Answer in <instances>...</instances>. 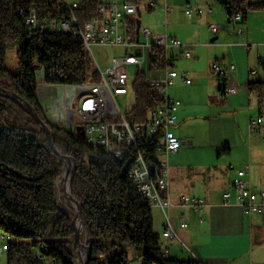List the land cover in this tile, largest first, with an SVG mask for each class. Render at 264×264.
<instances>
[{"label":"trees","instance_id":"obj_1","mask_svg":"<svg viewBox=\"0 0 264 264\" xmlns=\"http://www.w3.org/2000/svg\"><path fill=\"white\" fill-rule=\"evenodd\" d=\"M139 9L144 0H125ZM226 12H241L244 22L252 12H264V0H215ZM78 11L84 23L97 15L102 0H82ZM34 8L41 22L58 16L52 0H0V86L27 100L51 128L59 152L74 159L73 197L80 203L83 239L91 248L89 264H130L132 249L142 264H196L163 256L161 236L154 229L153 209L129 179L133 156L118 160L89 145L77 131L53 122L38 96L39 76L51 86H78L95 68L84 45L72 35L37 30L28 33L21 9ZM137 19L133 23L137 31ZM16 50L17 68L8 67V53ZM154 68L165 67V51L152 50ZM248 90L264 109V82ZM136 103L128 119L141 122L161 105L159 91L139 73L132 87ZM157 143L146 144L150 161L157 160ZM64 162L54 156L44 130L14 100L0 96V233L8 238L7 264H78V247L71 215L63 210L57 186Z\"/></svg>","mask_w":264,"mask_h":264},{"label":"crops","instance_id":"obj_2","mask_svg":"<svg viewBox=\"0 0 264 264\" xmlns=\"http://www.w3.org/2000/svg\"><path fill=\"white\" fill-rule=\"evenodd\" d=\"M169 1L148 0L145 10L155 2L154 6H159L165 16L162 13V17L157 16V25L149 29L156 35L176 37L192 53V58L187 60L180 56L179 49L172 50L179 56L173 67L180 76L169 89V95L182 102L176 114L177 123L171 129L181 140L182 148L166 160L170 181L168 195L174 204L169 216L182 242L162 237L166 218L160 208L153 209L154 229L161 236L162 248L169 249L167 258L171 260L195 262L197 257L207 264H264V218L246 214L236 205H222L224 193L232 190L237 170L248 169L253 191L264 192V137L261 131L250 130L251 120L257 119L264 109L260 111L257 98L248 90L250 83L264 82V67L258 61L263 53L264 28H254L249 16L243 26L244 41H241L229 20L216 23L218 12L213 6L212 15L200 18L185 15L187 4L211 6L209 0H174L172 9ZM141 9L138 19L142 17ZM223 14L227 19L225 10ZM212 24L221 27L217 36L208 32ZM141 26L146 27L142 22ZM222 47L229 52L221 53ZM241 48L243 56L237 52ZM217 59L235 62L237 73L233 77L241 86L237 94L224 96L221 93L220 79L212 71ZM185 63H192V66H184ZM177 64L182 65L179 70ZM254 70L255 75L251 74ZM183 74L191 80L190 85L184 84ZM43 75L42 72L39 78ZM195 97L201 99L198 105L193 103ZM41 100L44 106L49 103L48 97H41ZM184 196L202 198L207 206L202 213L181 208ZM182 218L189 224L188 229L180 227Z\"/></svg>","mask_w":264,"mask_h":264},{"label":"built area","instance_id":"obj_3","mask_svg":"<svg viewBox=\"0 0 264 264\" xmlns=\"http://www.w3.org/2000/svg\"><path fill=\"white\" fill-rule=\"evenodd\" d=\"M55 2L58 16L48 22H41L36 9H21L27 21L29 31L37 30L50 33H63L72 35L84 45L97 74V80L90 79L87 83L78 86H51L39 78L40 86L38 96L48 97L49 103L45 108L51 118L67 128L77 131L82 127L84 138L92 144L104 148L118 160H124L129 155L133 156V168L129 179L135 185L141 197L146 200L152 209L160 208L166 218V226L162 237L167 240L181 239L174 230L169 216V210L174 204L169 199L168 190L169 166L167 161L161 160L177 154L182 148L181 140L171 132L177 123L176 114L182 102L169 95V89L175 84L180 73L173 67L178 55L172 52L179 49L180 56L190 60L192 53L187 45L176 37L169 35H155L149 28L142 27L139 34L134 33L132 25L138 19L139 8L125 0L108 3L102 0L97 10V15L91 20L82 23L78 17L80 2L72 0H52ZM156 3L152 2L150 7ZM212 6H197L187 4L185 15L189 18L212 15ZM234 26L235 35L244 41L243 28L244 16L241 12H232L228 18ZM221 27L212 24L208 32L217 36ZM139 37V40L137 39ZM246 47L248 44L244 43ZM162 48L165 51V67L154 68L152 64L153 48ZM94 48H104L111 52L110 66L104 72L94 53ZM140 50V54L137 51ZM116 51H119L116 53ZM151 53V67L148 68V53ZM259 65L264 67L263 53L259 58ZM212 71L220 79V91L224 96L237 94L241 86L234 74L237 73L235 62H224L220 59L212 64ZM139 73H145L149 86L159 91L162 103L153 109L146 120L133 122L128 119L118 100L128 96ZM255 75L256 71H251ZM184 84L190 85L191 80L182 75ZM60 90H62L60 92ZM43 99V98H42ZM42 101V100H41ZM77 104V105H76ZM252 132L261 131L264 137V111L257 119L250 122ZM157 143V160L154 164L150 161L149 153L144 150L146 144ZM233 170V167H231ZM223 206H238L246 214H257L264 218V192L253 191L248 169L236 171L232 190L223 195ZM181 208H191L202 213L207 204L202 198L182 197L179 205ZM203 221V220H202ZM180 227L188 229L189 224L185 218L180 220ZM6 237L0 233V240ZM8 251V242L0 247V262ZM163 256L167 257L168 248H162ZM196 264H207L195 257Z\"/></svg>","mask_w":264,"mask_h":264},{"label":"rangeland","instance_id":"obj_4","mask_svg":"<svg viewBox=\"0 0 264 264\" xmlns=\"http://www.w3.org/2000/svg\"><path fill=\"white\" fill-rule=\"evenodd\" d=\"M108 1V0H107ZM174 0H170L168 3L170 4V9H172V5L171 3ZM148 0L144 1V4L142 6L141 9V13H142V17L140 19V21L142 22V24L148 28L151 29L152 26H156L157 25V16H161L162 17V12H160V7L159 6H153V7H149L147 10H145V8L147 7ZM209 4L211 6H213L215 8V10L218 12V14L215 17L216 23H223V22H227L226 20H228V16L227 19L225 17V15L223 14V8L218 5L215 0H209ZM163 6H165V4H162ZM161 5V6H162ZM162 13V14H161ZM164 15V14H163ZM218 15H221V17H217ZM165 16V15H164ZM251 17V21H252V25L254 28L256 29H263L264 28V14H259V12H252L248 15V17ZM165 19V18H164ZM162 21V20H161ZM247 24V20L242 24L243 26ZM225 25V24H224ZM163 31H165L164 28H162ZM153 32V31H152ZM154 33V32H153ZM155 34V33H154ZM156 35V34H155ZM263 39V38H261ZM217 41V40H216ZM16 50L17 48L12 49L9 53H8V67L10 69H16L17 68V59H16ZM119 51H116V53H118ZM229 52L228 49L226 47H222L221 48V53H227ZM237 52H240V54H242L243 56V49H239ZM93 53L101 67V69L105 72L107 67L110 66V56H111V52L108 49H104V48H94L93 49ZM245 57V55H244ZM92 58H90V68L92 69ZM195 62V61H193ZM184 66L190 67L192 66V63H185L183 64ZM179 66H182L181 64H177L176 69L179 70ZM200 66L205 67L206 64H201ZM193 81V80H192ZM196 81L194 80V85H195ZM62 90H60L61 92ZM201 99L199 97H195V99L193 100V103L198 105L200 103ZM119 105L122 109V111L127 114L129 113L132 108L135 106L136 103V99H135V95L133 94V92H131L128 96L124 97V98H120L118 100ZM77 105V104H76ZM247 111V109H246ZM246 111H242V113L245 115ZM47 112V116L48 118H50L53 122L57 123L55 120H53V118H51L49 112L46 110ZM256 112V110H255ZM250 117V116H249ZM62 125V124H61ZM161 160H167L166 157H161ZM62 184V185H61ZM63 185H64V181L61 180L58 183L57 186V197H58V203L60 205V207L66 211L67 215H71L70 212V207H69V203L64 195L63 192ZM2 234V233H1ZM8 241V238L6 237L5 241L0 240V247H2L6 242ZM129 255H130V264H142V261L138 258L137 254L132 250H128ZM0 264H7V260H6V254L3 256V259L1 260ZM78 264H81L80 258L78 259Z\"/></svg>","mask_w":264,"mask_h":264},{"label":"water","instance_id":"obj_5","mask_svg":"<svg viewBox=\"0 0 264 264\" xmlns=\"http://www.w3.org/2000/svg\"><path fill=\"white\" fill-rule=\"evenodd\" d=\"M141 28V21L139 19L138 26H137V34H139V30ZM139 40V37L137 38ZM137 54H140V50L137 51ZM148 68L151 67V53H148ZM0 96L10 98L14 100L17 104H19L23 109L30 114L37 124L40 126L42 130H44L46 134V139L48 142V147L51 153L56 156L59 160L64 162V173L62 175V180L64 181L63 185V192L69 204L73 207L75 211V215L72 218V224L75 230V241L78 247V255L81 261V264H89L91 259V248L87 245V240L83 239L84 233V222L82 217V208L80 203L73 197L72 194V181L76 172V165L74 159L62 154L56 148L53 138L51 128L49 127L48 123L44 121L40 115L38 114L37 110L24 98L19 96L18 94L14 93L13 91H8L0 86ZM77 132L84 136V131L82 127L77 128ZM67 186L69 190L67 189ZM83 229V232L81 231Z\"/></svg>","mask_w":264,"mask_h":264},{"label":"bare ground","instance_id":"obj_6","mask_svg":"<svg viewBox=\"0 0 264 264\" xmlns=\"http://www.w3.org/2000/svg\"><path fill=\"white\" fill-rule=\"evenodd\" d=\"M25 25H26V28H27V31H28V33H31L30 31H29V26H27V21H25ZM86 140V142L89 144V145H91V146H93V147H96V148H100V147H98V145H95V144H92V142H88V140L87 139H85ZM102 149H104V148H102ZM106 151V150H105ZM107 152V151H106ZM62 185V184H61ZM67 189L69 190V188H68V186H67ZM81 231L83 232V229L81 228Z\"/></svg>","mask_w":264,"mask_h":264}]
</instances>
